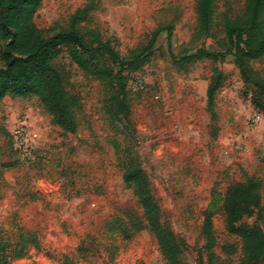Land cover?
<instances>
[{
  "label": "rangeland",
  "instance_id": "rangeland-1",
  "mask_svg": "<svg viewBox=\"0 0 264 264\" xmlns=\"http://www.w3.org/2000/svg\"><path fill=\"white\" fill-rule=\"evenodd\" d=\"M245 4L217 0L214 24L202 32L197 0L43 2L35 17L40 29L67 28L90 6L83 32L98 31L123 58L140 54L160 28L172 27L173 35L169 45L168 31L160 33L150 59L125 73L132 113L121 122H110L99 78L66 53L57 64L80 101L76 134L53 124L41 96L0 103V240L9 245L10 264H166L124 181L127 156L143 170L162 224L185 242L187 264H240L242 241L227 232L223 213L212 217V249L204 227L219 193L232 184L259 180L264 204V57L250 64L261 80L255 84L231 55L178 66L171 54L229 48L225 24L242 15ZM101 65L117 71L108 59ZM215 75L222 82L209 106ZM23 116L35 138L34 161L15 149L6 127L8 118ZM243 223L264 230L256 215ZM21 233L29 240L22 254ZM227 244L237 246V254L225 255Z\"/></svg>",
  "mask_w": 264,
  "mask_h": 264
},
{
  "label": "trees",
  "instance_id": "trees-1",
  "mask_svg": "<svg viewBox=\"0 0 264 264\" xmlns=\"http://www.w3.org/2000/svg\"><path fill=\"white\" fill-rule=\"evenodd\" d=\"M44 1L0 0V57L4 63V67L0 68V103L6 97L41 96L42 105L52 117L53 124L65 133L76 134L80 101L69 88L70 78L66 68L57 64L61 55L66 53L73 63L99 78L104 87V108L110 122L129 118L132 110L125 73L138 70L150 59L160 33L168 31L170 45L173 28L156 30L140 54L123 58L110 43L102 40L98 31L83 32L81 25L88 18L90 6L78 10L67 28L40 29L35 17ZM216 4L217 0H197L200 31L209 32L213 26ZM225 25L229 48L219 52L199 49L196 53L182 56L172 53V61L178 66H185L193 60L216 61L231 55L242 76L257 84L261 80L250 64L264 57V0H246L243 14L235 20H228ZM105 59L112 62L116 72L101 65ZM221 82L218 75L211 79L209 106L214 105ZM124 165V181L133 189L166 264H187L183 260L186 244L162 224L160 207L143 170L128 156ZM217 203L219 206L212 207V212L207 214L204 227L210 249L215 246L212 217L221 212L227 232L242 241L240 264H264V230L257 225L243 223L244 217L253 215L257 216L258 223L264 222L261 182L248 178L245 182L232 184L225 195L219 193ZM20 238L22 254L29 240L23 233ZM32 241L37 243L35 239ZM221 251L230 256L237 254L238 248L227 244L222 246ZM10 259L9 245L0 240V264H10Z\"/></svg>",
  "mask_w": 264,
  "mask_h": 264
},
{
  "label": "built area",
  "instance_id": "built-area-1",
  "mask_svg": "<svg viewBox=\"0 0 264 264\" xmlns=\"http://www.w3.org/2000/svg\"><path fill=\"white\" fill-rule=\"evenodd\" d=\"M259 119H257L258 121ZM6 127L13 139L15 149L27 160H35V138L33 136L32 128L28 122V118H8L6 120Z\"/></svg>",
  "mask_w": 264,
  "mask_h": 264
}]
</instances>
